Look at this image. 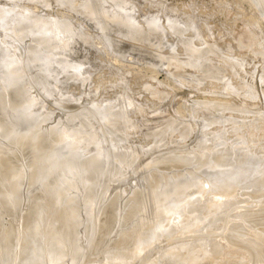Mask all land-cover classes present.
<instances>
[{
	"label": "bare ground",
	"instance_id": "bare-ground-1",
	"mask_svg": "<svg viewBox=\"0 0 264 264\" xmlns=\"http://www.w3.org/2000/svg\"><path fill=\"white\" fill-rule=\"evenodd\" d=\"M34 1H36L35 3L37 5H38L37 2H41V4H39V5H43V3H46L43 6L47 7V5H49V8L53 4H61L64 6H66L68 4H72V5H75L77 12L83 11L85 13V17L88 16V15H86V12L91 11V10L94 11V8H95L96 11H94V12L104 15L105 18L108 17L107 19H109V20L107 21V23H110V24L106 23V25H108V26L104 25V23L107 19L105 21L103 20L104 23H102L103 21L102 22L99 21L100 25L102 23V29H101V26H99V24L96 23V22H98V20L96 22L94 21V20H96V18L94 19V17H97V16L93 17V15L95 13L91 14L93 17V19L91 21L93 23L95 22L100 27L101 31L104 32V34L105 33H111L112 34L114 31L115 33L120 35V37L127 38L126 39L127 41H129L131 39L129 41L131 44L134 41H135L134 43L138 42L140 44L141 43L145 44L148 41H152V42H150V45H151V43H154V46H153V44H152V46L156 47V46H158L156 44V41H158V40H159V42L162 40L164 41L163 38L165 36V30H166L167 26H169L168 30H170V29H172V31L175 30L176 33H177V30H179V27H180V29H182V27H183L182 25L179 26L180 23H177L179 21H177L176 19H173V18H168L169 25H167L168 24L167 21H165L167 24L166 23L162 24V22H161L162 18L160 19V17L156 16V15L151 16L148 19V22L150 21L151 23L149 22L147 24H144L143 21L141 23V21L138 20L134 16V13L131 12V10L134 7V5L132 4L133 6L131 9V1L130 2L128 1L130 3V6H128L129 3L127 1L119 2L117 0H88L87 2H85L86 0H84V1L83 0H34ZM34 1H33V3H34ZM259 1H261V0H258V2ZM260 3L261 2H259V4ZM262 4H264V3H262ZM4 6L0 5V27L2 29H4L6 32H7V30L12 31V33H14L18 37V39L20 38L19 42L21 41V38H22V41L25 42V44H27V47H26V45H24V43H23L24 46H22L21 44H18L19 43V42H17L18 39H17V41L14 39L16 41V43L14 41H13V43H15L18 46L21 45L22 48L25 47V50H23L22 48L19 49V47L17 46L14 49V51L11 50L12 52H14V53H12V54H14V56L10 55L11 52H9L7 54V55H10V57L8 56L9 57L8 60H5V58H4L5 61H3V64H2V62H0L1 63L0 65H2L4 68V70L0 69V72H2V74L0 73V75L3 76V77H0L1 78L0 79V85H2L0 87V264H53L54 261L57 260L59 262L58 259L62 260V258L64 259V257L69 256L70 253L73 252V250L75 248H80L79 246L80 245L82 246V243H81L82 239L85 238V242H83V243H86V244L82 246V247H84L82 251H84V249H85L84 253L81 254L82 256L80 258H78V256H80V255L76 254V253H78L77 249H76V252L74 251L76 256H75V258H73L71 260L73 262L72 263L70 262V264H76V263L78 264L79 262H81L79 264H84L85 261L86 260L88 261L89 257H91L93 255V253L91 255V252H95L97 249H99V243H102V240H106L103 237L106 236L105 238H107V236L110 235L114 231L116 232V235H114V237H113L114 239L112 240V242L111 243L109 242L112 248L111 249L107 248L108 250L106 249V251H105V247H104L103 252L104 251H105V253L107 252L106 255H108L110 252L109 251V249H110L111 250L110 255L113 258H116L119 260L124 258L123 260H127V262H128L127 258L131 259V258H135L137 256H140L139 254L142 255V251H144L143 250L144 248L148 247V249H149V246H152V245L154 246L153 241L157 242V240H155V239L159 238L160 237L159 235L162 236L165 233H167V236L169 235L168 238L173 239V237H175V239L172 241V243H174V244H171V246H168L167 244H170L171 242H169V241H171L172 239L168 240L163 235V237L166 238V241L168 240L166 245L169 247L170 250L167 247H166L167 249H165V246H164V249L168 250L169 253L172 254V255H170L167 251V253L169 254V257L173 258V261L171 260L172 258L170 259L172 261V263L175 262L174 257L177 256V259H178V256L179 255L181 256V253H180L181 251L179 252V250L182 247L184 249L185 247H187L189 245V243H188V245H186L187 242H184L185 240L182 238L183 241L182 240L179 241L180 243L178 242V244H180L179 246H181V244L183 243L182 245H184V246L186 245V246L185 247L181 246V248L178 249V251H177L178 244H175L177 242H174V241L181 239V238L176 239V236L180 237L179 234H181V232H182V235L183 234L186 235L187 239L188 238L191 239V236L193 234L196 235V236H194L195 239L197 236H199L198 241L199 242L201 241V243H202L203 239H201L200 236L202 238L205 237L206 239L204 238V240H207L208 242L206 243L205 241H203V243L205 242L207 244V247L210 246V250H209V248L207 249L208 253L205 252V247H204L205 243L202 246V248L204 247L203 248L204 250L201 248V244L198 242L197 243L200 244V246L197 243L195 244V246L197 247V249L201 248L202 249L201 251L205 252L206 255L209 254L210 253L209 251H211V250H213V255L216 254L217 252L219 254H221L224 251H226V250H223V252H222V249L224 247H227L230 245V244H227V246H225V244L227 242L226 243L224 242V245H223L224 247L220 250V248L222 247L221 246L222 241L226 240V241H229V243L230 242L235 243L234 245L237 244L236 246H237L238 250L243 248L245 250V252L247 253V255H246L244 250L241 251L242 253H245L243 255L241 254L242 257L246 256L243 258L245 261H241V257H240V259H238L239 263L238 262H236V263H238V264L243 263L244 264L249 259V261H250L249 264H264V209H263V207H261V204L263 205V203L259 204L256 201L252 202L253 200H257L258 197L260 199L261 195H262V198L264 197L263 196V194H264V161L261 162V159L264 160V156H262L261 158L259 157L258 159H260L259 160L260 162L258 161V163H257L256 161L258 159L256 157H257V155L261 156V154L259 155V153H257L258 151L256 152L257 155H256V153H254V155L252 153L249 154L246 150L247 149L246 146H244L246 143H245L242 136H240L239 138L242 137L243 141L241 139H238V140L235 139V141H236L235 142L232 139L229 142V143H231L232 141L235 142L236 144H234V145L233 144H227V142H225L226 144L221 142L222 146L219 144L221 147L218 145L219 141H217L218 140L217 137H220L221 141H225L223 139L224 138L223 135L225 132L223 133V131H222L223 128L225 127L224 126L225 124L222 125L221 122H223L224 119L227 121V118L231 116V115L230 116L227 115L228 112L226 113V109H225V106L223 103H221L223 106L221 104L220 105L218 104L215 106V108L212 110V113H214V114H212V113L210 114V111H209L208 112L209 115L206 113V115H207L206 117L204 116V118H203V116H202V118H203L202 123L203 124L213 123L215 125L216 121H221V122H217L219 124L216 125L218 127L216 130H218L217 134H219V127L221 124L222 127H220V130H221L220 133L222 132L221 134H222L223 138H222V136H220L221 134L219 136L217 134H215L216 130H215V133L213 131L211 132V134H213V133L215 134V135H212V137H211V135H209L210 137H207L208 135L206 137L203 135H200L201 137L203 136V138L204 137L206 138L203 140L201 139L202 141L199 140L201 146L203 147V148H200L203 150V151L199 150V151H201L200 153H199V151H198V153L196 151L193 152L194 150H197L200 146L197 147V149H194L192 151H191V149H193V147L195 148L196 146L194 145L193 147H190V148L187 146L190 150L189 151L188 148L186 147V145H185V147L187 149H184L185 147L184 146H183L184 148L182 147L183 144L178 146V145L172 144V141L171 142L168 141L170 139L172 140V138L169 137V135L167 134L168 131L172 130V132H173L174 129L176 128V126H177V128H176L177 131L180 130V129H178V128H180V126L178 127V125H179V123L180 124L183 123V121L182 122H181V120L178 121L179 119L177 120L175 118L173 120L170 119L171 120L170 122L168 119L169 123L166 122L167 119H164V120H166L165 121L166 123H162L163 127H165L164 125L168 123V125L166 126L164 131L156 129V130H159L160 133L162 131L164 134L167 132L165 135H167V137L169 139H167V137H165L164 135L162 136V134H161L159 136H161L162 138L160 137V138L156 139L157 140L156 142H154L153 140L155 139V137H153V136H155L154 134H157V133H155L156 131H153V133L151 132V130L155 129L154 128V129L149 130L153 136L150 133H148L149 131L147 132V134L149 136L150 135L152 136L151 138H154V139H152L153 142H151V144H150L151 146H149V147H151V149L149 148V150H148L145 148L148 144V141H147V144H143V145H146L145 147L143 146V149H142V147L140 148L141 151H138L139 150L138 148L140 146H137V144L136 145L134 144L135 146H137V147H135L132 144L133 148L135 147V149L136 148L138 149L137 153L138 152L142 153V151L144 149H146V151H144V152H147V150L148 151L151 150L153 153V150H154L157 154L154 157L153 155H155V153H153V155H152V153L149 152V153H151L149 156H153V158L150 157L151 159H149V160L142 158L145 162V167H146L147 163H148V167H149V173H147L149 175V178L145 179L146 182L143 181V183L144 184L149 183V185H147L148 188L151 186L150 188L152 189L153 199H155V202H156L155 205H154V203L153 204L151 203L152 202V200H151L152 196H151V199H150V197H148V195L151 193V189H149L150 191L147 189V191H145V194H144V191H142V193H143L142 194V193H140L141 191L138 192V190H140V188H141V186L138 187L139 186L138 184L135 186H137V188H139V189L136 190L137 188L135 189L133 186L134 189H131V192L132 191L133 192L132 193L130 192V195L126 196L128 193H125V196H124V194H121L122 192H127V189H126V191L125 190L121 191V193H120L121 196L122 195L124 196V197H121L116 193L117 191L119 192V190H117L115 192L116 194L113 197L110 196L111 200L109 202L103 203V202H105L104 200H108V199L103 200L104 194L106 193V191H105L106 187H105V190L103 189L104 188L103 183H105V181H103V179L105 180V178H106V179H110V180L111 179L115 180V178H116L117 181H119L118 177H121L122 175H125L124 179H126L128 177L126 175L127 173H124V168H127L128 170L130 168V167L126 166V163H125V160H128L127 164L129 162L131 163V161H129V159L126 158L129 156V155L127 156L129 151L126 149L128 151L127 154H126V151H121V150H123V148L125 149V147L127 145L124 146V144H127V143L123 144L122 149L119 148L121 145L118 147V143L119 142L121 143L120 140L123 139L122 138L123 136L120 133L118 134L117 130L121 129L120 127L122 126L123 122L125 124V120L123 119L124 115H126L125 112H126V110H127L126 113L129 112L128 108L130 107V105H134L133 104L134 101L129 100L128 103H126L127 100L126 101H120V102L116 101L115 104L117 102H119L118 104H120L121 106L119 105L120 106L119 107L116 104V106H114V108L117 107L118 109L117 108L114 109V108L109 107L110 104L107 105V103H109L110 100H109V102L105 101L104 102V104L106 103L105 105H103V103H100V102H99V104H96L95 102H97V101L92 100V98H91V100H86V99L90 98L88 96H87L88 98L84 99L86 93L83 92L84 97L83 96H81V97H83V99L86 100V101L83 100V102H85V104H83V103L82 104L80 103L81 105L79 103L77 104L76 99H74V98L73 99L76 103L74 101H73L74 103H72V101H71L72 98L71 99L69 98L67 100V101H70V103L68 105L67 101H65L66 103L61 102L62 100L60 101V99H62L63 96H65L66 94L65 95L62 94L63 96H61L62 98H60L59 94L57 93L58 94L57 96H59V99H57L58 100L57 103L61 108L63 107L62 108L63 110L65 108L64 107L65 104H66L65 106L67 107V106H70L72 103L76 107L74 106L75 108H73L72 110L70 108H69L70 109L69 110L67 107V109L64 110V112H66V113H63V114L60 113L62 111L58 112V115L60 113L62 117H60V115H59V117H58V115L55 117L54 116L51 117V115L53 113L48 112V110H45L46 112H44L43 115L41 112H40V115H38L39 112H37V116H36L35 115L36 112H34V110L36 111V108L34 109L33 105L36 102L34 107H37V105H39L40 103L43 102V101L40 102V101H36V100L37 99L44 100L45 97L47 99V97L50 93L55 92L53 89L58 85L57 84L58 81L56 83L53 79L55 76L53 77V75H52V77H53L52 78L51 76L45 74L46 72H44V71L51 69V71L49 70L50 73L54 74V72H55L54 70L57 68V70H59V72L62 71L64 74H66V76L63 75V76H65L64 80L66 78L69 79L70 77H72V80H74L76 78L75 80H77V81H79L78 79L81 78V81H79V82H82V79H84V81L86 79V74L84 73L82 66L80 64H77L78 63L77 61H75L76 63H74L75 59L73 60L71 54L68 53V51H70L69 48L71 47L72 51H73L74 46H70L68 48L69 45H66V43L73 37L74 29H73L72 23L70 21L59 19L55 16H52L51 14L44 16L43 15L44 13L40 12L43 14L39 13V15H38V13L37 14L34 13L35 10L34 11L29 10L30 12L28 11V9L26 10V6L24 8L25 10H23L22 6L20 7L19 5L17 6V8L15 7L16 5L13 7L9 6V8L7 7L8 5L6 6V4ZM19 7L21 8V10L19 9ZM113 7H118V8H113ZM260 7H261V4H260ZM92 11L90 13H92ZM80 12H79V14H80ZM84 13L81 14L82 17L84 15ZM88 18H89V16H88ZM102 18L100 17L99 20ZM163 22H164V20H163ZM103 26L104 27L106 26L104 28V30L106 29L105 31H107V32H105L103 30ZM164 26H166V27H164ZM107 27H109L108 28L109 30L111 29L113 31L108 32ZM247 31L249 32V30H247ZM6 32H5V34H7ZM182 32H183V30L180 31V33H182ZM117 34L116 35L114 34V35L117 36ZM244 34H246V32ZM28 35L30 37H28V40L25 41V39H27V38H25V36L27 37ZM118 37L119 36H117V38ZM151 37H155V38H159V39L156 40L154 38L152 40ZM4 38H9V37H4ZM160 38L162 40H160ZM182 39H184V37ZM182 39H180V41ZM246 39H248V37ZM250 39L252 40L253 38L252 37L249 38V41H248L249 43H251ZM113 40H115V39H113ZM132 40H134V41H132ZM165 40H166V38H165ZM188 40H191V39H188ZM166 41H167V44L170 43L168 40H166ZM180 41L178 42L179 44H180ZM122 42H123V39H122ZM129 42H126V43H128V45H129L130 44ZM181 43L183 45L184 51L186 50L188 52L189 57L186 55L185 56L187 57V59L188 58L189 59L188 60L184 59V61L180 62V59H177L174 56V55H176V52H177V55L179 56L180 53L178 54V51L174 52V54H173V52H171L173 55H170L169 52L171 50V46L175 45L171 42L169 45L170 47L168 46L170 48L169 52L165 51L167 54L165 52L163 53V54H166L167 58H168L165 60H168V62L170 64H172L173 66L176 65L178 68H180L179 66H181V65H182L181 67H183L184 66L183 63L186 60L185 64L187 66L191 65V68L194 67L193 69H197V71H199V72L202 70L204 71L203 67H206V69H207V67H208V65L206 64L207 61H206V59H203V55L205 53H209V52L215 53L214 50L216 51V48L214 49L212 46H210V47L208 46L203 51H201L200 47L199 48H198V46H197V48L194 47V46H196V44H194V42L191 43L190 41H186L184 39V40H182ZM148 44H147V46H148ZM158 44H160L158 47H160L162 45H163V47L165 46L162 43H158ZM165 44H166V42H165ZM14 45H11V46H14ZM128 45L126 47H129ZM178 45H176V47ZM250 45H252V43ZM58 46H59L60 50L58 52H56L54 50V48H56ZM139 46H141V45H139ZM130 47H132V45ZM134 47H135V45H133L132 49ZM137 47H135V48H137ZM144 47H146V44ZM149 47L151 48V46H149ZM163 47H161L160 49L158 48L159 51H161L162 49H163L162 51H164V49L167 46L164 48ZM168 47L165 50H167ZM176 47L174 46L175 50H176ZM148 48H144V49L140 48L139 50H141V49L145 50L146 49L145 51H147ZM75 49L77 50V47H75ZM174 49H173V51H175ZM197 49H199V51ZM64 50H65V52L68 50L66 52L67 54H65ZM181 50L183 51V49H181ZM72 51H70V52H72ZM77 51L75 53H77ZM50 52H52L54 55H55V53L56 54L58 53L59 55H58V57L56 55L57 58H54L53 57L54 55L52 56V54H51L52 57H49V58H54V60L53 59L50 60L53 64H50V63L47 64L48 63L47 62L46 68H44L45 70L43 69V71L41 70V72H40L39 69L44 66L43 65L41 67V63L44 64L46 62V61L44 62V60L46 58L45 54L50 53ZM217 52H219V51H217ZM75 53H73V54H75ZM183 53L185 54L186 52H183ZM47 55L49 56V54H47ZM67 55H70L69 58H67ZM40 56L44 57V60L41 58L43 61L40 59ZM3 57H5V55ZM70 57L73 61L70 59ZM38 58L42 61L41 62L39 60L40 67H38V64H39L38 62H37L38 64H36L37 60L34 62V60L38 59ZM6 59H7V57H6ZM1 60H3V59H1ZM46 60L49 61L48 59H46ZM32 61L39 68L38 71L33 72L34 70H31L32 67L31 68L29 67V69H27L28 66L32 63ZM169 63H167V64L170 65ZM207 63H209V61ZM210 64H213V63L211 62ZM216 64H219V63H216ZM215 65L214 64L210 65L212 68L213 67L214 68L211 70V68L208 67L207 70L216 73V71H215L216 67L217 68L219 67V69H220L221 65L220 66L218 65L216 67H215ZM51 66L52 67L55 66V69L52 68ZM176 66H174V67L177 68ZM33 67L35 69L34 65H33ZM224 67H226V66L223 65L222 68H224ZM220 70H221V72L223 71L222 73H224V70H222V69H220ZM220 70H218V72ZM209 71H205V75H203V77L204 76L207 77L206 73ZM19 72H21V76H20V74H18ZM115 72H117V71H115ZM6 74H7L6 78L9 77L8 79H10L9 75H11V74H18L20 77L19 76H17L19 78L16 77L18 80L13 79V80H16L14 85L13 84L12 85H9V84L5 85V83L3 85V82H5L3 80L6 79V78L4 79V76ZM58 74H60V73H57L56 74L57 76L55 78L58 77ZM199 74L202 75L203 73H199ZM199 74H196V75L198 76ZM211 74L213 75V73H211ZM217 74H219V73H216L215 75L218 76ZM196 75L193 74L192 76L193 77L195 76L197 79L198 77ZM215 75L213 78L216 77ZM47 76H49L50 79H53L54 83L57 84V85L55 84V87L53 89L46 86L47 80L45 82H43L44 77L46 79ZM184 76H185V74H184ZM209 76L210 75H208V77ZM219 76H220V74H219ZM221 76H223V75L221 74ZM187 77H185V78H187ZM47 79H49V78H47ZM189 79L192 80L191 77ZM217 79H220V78L218 77ZM58 80H59V78H58ZM69 80H71V78ZM187 80L188 79H186V81ZM202 80L203 79H200V81H202ZM6 81H8V80H6ZM10 81L13 82L12 80H9V82ZM53 81H52V83H53ZM1 82H2V84H1ZM9 82H7V83H9ZM59 82H61V81H59ZM44 83L46 85H44ZM81 84L83 85V83H81ZM121 84H122V82H121ZM36 87H38V90H41L42 93L38 94L39 93L38 92L36 94V92L38 91L37 90L35 92ZM57 90L58 89L56 88V91ZM31 91H34L33 94L35 93L38 98H35L36 97L35 94H34V98L31 97V96H33V94H30ZM46 94H47V96H44ZM53 96H55V95L53 94L50 98L53 99ZM69 96H70V94H69ZM50 98L48 97V100H50ZM54 98H57V97H54ZM66 98H68V97H66ZM80 98L77 100H80ZM48 100L44 101L43 103L47 102ZM51 100L48 102H51ZM55 100L52 102H55ZM88 101L89 102L95 101V102L92 104L91 103L86 104ZM37 102L39 104H37ZM80 102H82V101L80 100ZM121 102H124V103H121ZM43 103H42V105H43ZM57 103L56 104L53 103V105L57 106ZM125 103L127 106H129L128 108H126ZM113 104L114 103L112 101L111 105H113ZM122 104H124L125 106L122 107ZM227 105H228V108L227 107L226 108L229 110V108H231V106H230V104H226V106ZM55 108H58V107H55ZM137 108H138V106H136V108H135L136 111H137ZM139 108H141V107L139 106ZM139 108H138V110L140 111ZM236 108H237V106H236ZM222 109L223 110L225 109V113L228 117L226 116V118H225L223 116L222 112H224V111L220 112V114H219V111H221ZM233 109L234 108L232 107V111H233ZM237 109H234V111L235 110L237 111ZM55 110L57 111V109H55ZM47 112L50 114H47ZM54 114L56 115L57 113H54ZM64 114H65V117H63ZM100 114H101V116H99L98 118L103 117V118H101L103 120L99 121V119H98V122H100V124L97 123L99 128H100V130L98 131V130L94 129L89 123H87V121L89 118H94V119L97 118V116ZM49 115H50V117H49ZM233 118H235V117H233ZM233 118L230 117L231 120H234ZM230 119L228 118V120H230ZM235 119H236V121H235L236 123L234 124L233 128L235 130L236 129L239 130L240 128H242L241 125H244V124H242L243 121L241 122V120H237V118H235ZM76 120H77V124L76 123L74 124L73 122L74 121L76 122ZM127 120L129 121L130 119H127ZM199 120L201 121V118ZM231 120H230V122H231ZM67 121H69L68 122L69 127H68V125L67 126L65 125V127H64V124ZM200 121H199V126H201ZM237 121H239L241 124L238 123ZM70 122H72L74 124V126H73L71 123L72 128L70 127V124H69ZM184 123L181 124V127L182 126L184 127ZM224 123H226V122L224 121ZM132 124H129L128 126H130V128H131ZM161 125H158V126L161 127ZM125 127H126V125H125ZM125 127L123 129H125ZM67 128H69L70 130L68 131ZM126 128H129V127H126ZM199 129L201 130L202 128H199ZM182 130H184L185 133H189V131H190L189 124H187V126L185 125L184 129H181V131ZM224 130H225V128H224ZM181 131H178L179 134L182 133ZM202 131L203 130L199 131V134H202ZM122 132L123 131L121 130V133ZM172 132H170V133H172ZM235 132L237 133L238 131H235ZM203 133H207V132L204 131ZM208 133L210 134V132H208ZM123 134H126V133L123 132ZM195 134H197L196 137L199 136L198 133H196V131H195ZM238 134H239V132H238ZM149 136H147V140H148ZM180 136L182 137L185 135L181 134ZM236 136H237V134H235V137ZM76 137H78V138H76ZM124 138L127 139L128 137L127 138L124 137ZM197 138L199 139V137H197ZM232 138H234V135ZM236 138H238V136ZM78 139H80V140H78ZM125 139L122 140V143L125 142ZM198 139H197V141H198ZM215 139H217V140L215 141ZM81 141L84 142L85 144H83ZM150 141H151V139H149V142ZM214 141L217 142V144H215ZM239 141H240V143L244 142L245 144H240V143L237 144ZM80 142H81V146H80ZM173 142L175 143V140H173ZM201 142H203V143H201ZM213 142H214V145H218V146H216L217 148L213 147L214 146ZM83 145L85 146L84 148H86L87 146L89 148L92 147L94 149L93 150L94 152L92 151L93 152L92 153L91 151H89V152H91V154L90 153L86 154L88 151L87 149H89V148L84 149V151H83V150H81V149H83V148H81ZM249 145L250 144H248V146ZM175 146H177L179 150H181V149H184V150L178 151ZM180 146L182 148H180ZM189 146H191V145H189ZM117 148H119V150ZM133 148L130 151L134 150ZM174 149H176V150H174ZM132 154H133V151L131 152V155ZM146 154L148 155V152L145 153L144 155L146 156ZM134 155H136V154L134 153ZM144 155L142 157H144ZM138 156L139 155H136L137 158H138ZM134 157L135 156H133V158ZM136 157L134 158L135 160L137 159ZM139 159H141L140 156H139ZM139 159L136 160V161H138V164H139ZM130 160H132V158ZM145 160L149 161V162H146ZM136 163L134 165H136ZM133 166H131L133 168L132 170L135 171L136 170L135 167L137 165L134 167ZM205 166L206 167L209 166V168H204ZM200 167L204 168L203 169L204 172L201 171L202 169ZM198 169H201V170L198 171ZM205 169H207V170H205ZM144 170H145V168H144ZM147 170H148V168H147ZM147 170H145V171L147 172ZM208 170H211V171L213 170L212 176L210 175L211 173ZM205 171L208 174L210 173L209 177H213L212 181L213 180L214 181H213V183H212V181L211 182L209 181L210 183H208V181H206L209 178V177H207L208 175L204 176V178L205 177L207 178L205 180V182L208 183L207 184L208 185L207 192L210 191L209 196H211V198H209V202H206V205H205V201H204V205L208 206V208L206 207V209H207L206 211L208 213H206L205 208H204V213H206V214H202L203 210L200 208H203V206L198 207V203H197L198 201H200V199H202V196H199V198H198L199 200H196L198 195H195V194H197L198 191L195 190L196 193L194 194V189H195L194 186L196 187L197 184H202V183H197L199 181L198 179L200 178V177H198L197 173L201 172L202 174L201 173H198V174L203 175V173H205ZM126 172H128V171H126ZM206 173L204 175H206ZM143 174H144V172H143ZM147 174H145V175L147 176ZM146 176H145V178H146ZM194 176H196V179L198 177V179H197L198 181L196 182V184L194 183V186H193L194 189H193V188H191V185H188V184L191 182L193 183V181L196 180ZM143 177H144V175H143ZM128 179H129V177H128ZM110 180H107V181H110ZM147 180H149L148 183H147ZM208 180H210V178ZM102 181H103V183H102ZM112 181H110V182H112ZM124 181H126V180H124ZM124 181H120V182L123 183ZM112 183H114V181ZM150 183H151V185H150ZM129 184L133 185L131 183H129ZM187 185H188V187H190L189 189H191L193 191V194L195 195L194 196L191 194L190 196H194L196 199L194 197H192L193 199H190L191 201L185 202L186 200H184V202L186 204L184 203V205L179 207V205H181V203L183 202L182 201L183 198H182V200H180L181 197L179 196L180 197L179 200L181 203L177 202V201L174 202V203H176V206L174 207L175 209L173 208L172 212L170 211L171 209L168 210V208H167L168 206L166 207V205H171V204L173 205V203H171V201H169L168 197L172 198V195H176L175 193H179V195H181L180 193H182V191L185 189V187ZM31 187H33L34 189H31ZM199 187H201V186H198V189L200 190ZM203 187H205V186H203V184H202L201 188H203ZM130 188H128V189L130 190ZM32 190H34V191H32ZM185 190H184V195L187 194V192H185ZM102 191L103 192L105 191V193L103 194ZM186 191H188V190H186ZM146 192L149 193V194L147 193L148 194L147 197L151 200L150 203L154 206V208L151 209L152 207L150 208L149 206H151V205L148 203L149 204L148 207L150 208V210H152V212H153V210L154 209L156 210V207H157V210L155 211V213H157L158 218L156 217V219H155V217L154 218L152 217L154 215V213L151 214L152 216L150 215L151 218L156 220L155 222H157V224H155L156 229L158 228L157 226H159L158 225L159 223L166 221L167 220L166 218H170V217H167L165 215L163 216V213L165 211L164 207H166V213L171 212V214H172L170 221L167 220L168 224H166V222H164L165 226L164 225L162 226L163 232H165V233L161 234L160 231H158L159 232V235H158V232L154 229V231L157 232V234H156L157 236H155V233L153 231V228H154L153 223H155V222L152 221L153 223L151 224L150 221L152 219L148 220L150 217H144V216H146L145 214L150 212L149 211L146 213L145 208L147 206L146 205L143 206V202L145 200H147V198L144 199V197H143V195L146 196ZM200 192H201V190H200ZM203 192H205V191H202V193ZM235 193L236 194L238 193L241 195L239 200H238L237 196H235L236 195ZM107 194L111 195L112 193L111 194L107 193ZM198 194H199V192H198ZM108 195L105 194V198L108 197ZM141 195H142L143 199L141 198ZM199 195H201V194H199ZM240 195H238V196H240ZM176 196H173V198H175L174 201L178 199V196H177V199H176ZM186 196H188L187 197V200H188V198L190 196L189 195H186ZM203 196H204V193H203ZM205 196L203 197V199L205 198ZM231 196H233V198ZM182 197H183V194H182ZM245 197H249L253 204L250 202L248 204V201L246 200ZM235 198H237V200H235ZM243 198H245L246 201ZM249 198H248V200H249ZM165 199H166V202L168 199V202H170V203L165 205L164 204ZM102 200H103V202H102ZM194 200H196V201H194ZM204 200H208V199L205 198ZM263 200H264V198H263ZM263 200H261V201L263 202ZM243 201L245 202V204ZM147 202L144 204H147ZM162 202L165 206L162 204ZM220 203H222V204H220ZM223 203L227 204L228 207L230 206L231 210L239 211L240 212L239 215L234 216V217L231 216L235 212H233V211L231 212V210H229L228 207H227L228 210L226 209L227 210L226 211L225 210L226 205H225V208H223V206H224ZM200 204L202 205L203 203L201 202ZM220 205H222L221 206L222 208L220 207ZM149 208H147V209H149ZM218 208H220L219 210L224 209L226 211V213H224L223 215L221 213V215H220L219 213L224 211V210H222L220 212L218 210L217 214L219 216L217 217L216 214H213V213H216V210ZM146 211H148V210H146ZM144 212H145V214H143ZM211 215L213 216V218L215 217L217 220L222 219V220H219V222L224 221V223H222L223 227L225 226L224 229L222 227V229L224 231L222 229H220L221 227L219 228L218 222L216 224L215 223L216 219L213 220ZM146 218H148V219H146ZM212 220H213V224L214 223L216 224V225L214 224L215 225L214 227H217V225H218L217 228L222 230L221 232L219 231L221 234V235H219V237L222 236L221 242L217 236L218 234H216V233H219L218 231L216 232L217 228L214 230L212 227L213 224H209ZM201 222H203V223H201ZM174 230L179 231L180 233L176 232V233H178V235L171 236L170 233L173 232ZM173 235H174V233H173ZM110 236H108V240L111 238ZM112 236H113V234H112ZM188 236H190V237H188ZM154 237H155V239H154ZM181 237H183V236H181ZM194 237H192V238L194 239ZM193 239H192V241H194ZM80 240H81V242H80ZM108 240H106V241H108ZM106 241H104V242H106ZM164 241L165 240L163 239V243H164ZM192 241H189V242L191 243ZM103 243H102V245H103ZM106 243H108V242H106ZM194 243H195V241H194ZM150 244H152V245H150ZM161 244L162 243H160L159 246ZM164 244H162V245H164ZM192 244H193V242H192ZM110 245H108V247H110ZM174 245L175 246L177 245V248H175ZM105 246H106V244H105ZM157 246L156 245L154 246L155 250L158 249L159 246L158 247ZM154 247H152V250L154 249ZM156 247H157V249H156ZM170 247H174V249L171 250ZM189 247H191L190 249L193 248L191 245L188 246V248ZM196 247H195V249H196ZM234 247L235 246H233V248ZM159 248L160 249L158 251H156V252H158V254L162 251L161 248H163V247H159ZM190 249H189V251H190ZM195 249H192V250H195ZM197 249L195 250V253H196L195 256L199 254ZM216 249H218V250H216ZM231 249H232V247H231ZM231 249L227 248L228 251ZM89 250H90L91 256L89 255ZM155 250L151 251V252L156 253ZM198 250H200V249H198ZM214 250L216 251L215 253H214ZM100 251H102L101 248H100ZM232 251H235V248ZM163 252H166V251L163 250ZM146 253H148V251ZM146 253H144V254H146ZM154 253L151 256L149 255L150 258L153 257L152 259H154L155 256L157 257V255H154ZM167 253H163V254L160 253L162 256L159 255V257H161V259L164 260L163 259L164 256L168 255ZM178 253H180V254H178ZM188 253L185 252V257H186V254L188 255V257H190L189 255L194 253V252L192 251L191 253H189V254ZM235 253H237V252H235ZM75 254H73V255H75ZM100 254H102V252H100L99 255ZM203 254L198 255V258L201 256V260L205 259V257L202 258ZM87 255H89L88 259L86 257ZM95 255H97V254H95ZM103 255H105V254H103ZM209 255L212 257V259H214V262L211 259V263H215L217 261V260L215 261V257L213 258V255L211 253ZM191 256L193 257L194 254ZM72 257L73 256H71V258ZM93 257H95V256L93 255ZM93 257H91V260L93 259ZM101 257H99L100 259H95V260L101 261V264H104V263H102L103 262L102 261L103 256L101 255ZM169 257H167V258H169ZM207 257H208L207 260H209L210 257L209 256H207ZM68 258H70V257H68ZM137 258L134 259V262L137 260ZM146 258L149 259V257H146ZM167 258L165 257V260L169 261ZM179 258H181V257H179ZM190 258H188V260ZM193 258L195 261L198 260L197 256L193 257ZM109 259L111 260V258H109ZM139 259L141 260L142 257L138 258V263L141 262V261H139ZM148 259H146L147 262H149ZM177 259H176V261H177ZM182 259L185 260L184 258H182ZM182 259H180L181 261L178 259L179 263L177 262V264H184V263H182V261H183ZM192 259L189 261V264L192 263V261H193V263L196 264V262ZM65 260L68 261L69 259H65ZM65 260L64 261L62 260L61 263H58V264H62V262H65ZM143 260L146 261L145 259H142V261ZM162 260H160V261H162ZM207 260H206V262H208ZM96 261H95V263L97 264ZM106 261L109 262V260H106ZM106 261H104V262H106ZM114 261L111 260L110 263H112ZM116 261L114 262V264H116ZM153 261H151V264ZM186 261H185V264L187 263ZM204 261L205 260H203L202 262H204ZM240 261H241V263H240ZM89 262L91 263V261H89ZM127 262L125 264H128ZM143 262L139 263V264H143ZM147 262H145V263H147ZM154 262H156V261H154ZM157 262H158V260H157ZM157 262L155 264H157ZM199 262H198V264L201 263V262L200 263ZM206 262H204V263H206ZM227 262L230 264L229 260L225 261L224 264H226ZM118 263L119 262L117 261V264ZM122 263L120 262L119 264H122ZM129 263L132 264L133 262L131 263V261H129ZM138 263L136 261V264H138ZM165 263H167V262H165ZM168 263L170 264V261ZM211 263L209 262V264H211ZM67 264H69V263H67ZM86 264H88V263H86ZM160 264H162V263H160ZM175 264H176V262H175ZM231 264H232V262H231Z\"/></svg>",
	"mask_w": 264,
	"mask_h": 264
},
{
	"label": "rangeland",
	"instance_id": "rangeland-1",
	"mask_svg": "<svg viewBox=\"0 0 264 264\" xmlns=\"http://www.w3.org/2000/svg\"><path fill=\"white\" fill-rule=\"evenodd\" d=\"M33 1L32 0H30V1L29 0H0V5L4 6L6 4V6L8 5L7 6L8 8H9V6H12L13 7L15 5H16L15 7L17 8V6L19 5L20 7L22 6L23 10H25L24 8L26 6V10L27 9H28V11L29 10L30 11H34L35 10L34 13H36V14L38 13V15H39L40 12H43L44 14L43 13H40V14H43L44 16L51 14L52 16H55V17H57L59 19H63V20L70 21L72 23V27L74 29V35L66 43V45H69L68 48L70 46H74L73 47L74 49H75V47H77V50L78 51L76 49L75 50L73 49V51H74L73 52L71 47H70L71 49L69 48V50L72 51V52H70L68 50L67 51H68V53L71 54L73 60L75 59L74 60V63H76L75 61H77L78 62L77 64H80L82 66L83 71L86 74L85 81H84V79H82V82H79V81H81V78L80 77H79L80 79H78L79 81L75 80L76 78L74 80H72V77H70L71 80H69L70 78L69 79L66 78L64 80V77L66 76V74H64L62 71L59 72V70H57V68L55 69V66L52 67L53 65L51 67L55 69V70L53 69L55 71V72L53 71L54 74L53 73H50L51 69H49L50 71L49 70L44 71V72H46L45 74H47V75H49L51 77H52V75H53V77L54 76L56 77L57 76L56 74L57 73H60V74H58V77L57 78H55V77L53 78L52 77L56 83L58 81V83H57L58 85L56 83H54L53 79H50L49 76H47V78H49V79H47V78L45 79V77H44V81H43V82H45L47 80L46 81V84L47 85L45 83H44V85L50 87L51 89H53L55 87V84L57 85L53 89L56 93L55 92H52V93H50L48 95V97L50 98L54 94L55 96H53V99L54 100L56 99V100H55V102H52L54 100L52 98H50V100L51 99L52 100H51V102H48V101H50V100H48V97H47V99L45 97L44 100L37 99L36 101H40V102L41 101L44 102L46 100H48V101L45 102V103L42 102L43 105H42V103L39 104L37 102V104H39V105H37V107H34L35 104H36V102H35V104L33 105V108L34 109L36 108V111L34 109L33 110H34V112H36V114L34 113L36 116H37V112H39L38 115H40V112L43 115L44 112H46L45 110H48V112H52L53 113L51 115V117L57 116L58 115V112H60V111H62V112H60L61 114L66 113V112H64V110H66L67 107H68V109L70 108L71 110L76 107L74 104H72V103L75 102L74 99H76L77 104L78 103L79 104L80 103L81 104L82 103L85 104V102H83V100L86 99V98H88V97H90L89 99H86V100H91V98H92V100H95L97 102H95V101L89 102L88 101L86 104H88V103L89 104L90 103L92 104L94 102L96 104H99V102H100V103H103V105L106 104V103L104 104L105 101H108L109 102V100H110L111 103L109 102V103H107V105L108 104L111 105L112 104V101H113L114 104L111 105V106L109 105V107H111V108H114V106H116V104L119 106L120 104H118V103L120 101H126L127 100L126 103H128L129 100H131V101L133 100L134 101L133 102L134 105H130V107L127 106L126 103H125L126 108L129 107L128 108V111L129 112L126 113L127 110L125 112V114L128 117L126 115H124V118L123 119L125 120V124L123 122L122 126L120 127L121 129L119 128L120 130H117L118 131V134L120 133L123 136L122 137L123 138L122 140L125 139L124 137H126V138L128 137L127 139H125V142H123V143H122V140H120L121 143L120 142L118 143V147L121 145L119 148L122 149L123 144L124 143H127V144H124V146L127 145L125 147V149L123 148V150H121V151H126V154L129 151V153L127 154V156L129 155L132 158V160H130L131 158L129 156L126 157L127 159H129V161H131V163L129 162L128 164H127L128 160H125L126 166H128L130 168H129V170L127 168H124V173H127L126 175L129 177V179H128L127 176H126L127 178L124 179L125 178V175H122L121 177H118V180L119 181H117L116 178H115V180L114 179H111L110 180V179H106V178H105V180L103 179V181H105V183H103V181H102L103 187H104L103 189L105 190V187H106V190H105L106 193H105V191L104 192L102 191V193L103 194L105 193L106 195H108L107 193H109V194L112 193L111 195H108V197H106V198H105V194H104L103 200L104 199H108V200H104L105 202H103V200H102L103 203L109 202L111 200V197H113L116 193L119 196H121V194H124V196H125V193H128L126 196L130 195L131 189H134V188L136 189L137 186H135V185H137V184L139 185L138 187L141 186L140 190H138L139 188L136 189V190H138V192L141 191L140 193H142V191H144V194H145V191H147V189L148 190L151 189L150 188L151 186L149 188L147 186V185H149L148 182H149L150 179L147 180V183L148 184H146V183L144 184L143 183V181L146 182L145 179H148L149 178V175L147 174V173H149V167H148V163H147V165L145 167V162H144V160L142 158L149 160V159L153 158V156L155 157L157 155L156 152L153 149L152 150H153V153H155V155H153V153H152L151 150L148 151L149 148L151 149V147H149V146H151L150 145L151 142H153V141L156 142L157 141L156 139H158V138L161 137L159 135L162 134V136L164 135L165 137H167V135H165L167 132L164 134L163 131L165 130V128L168 125V123L171 120H173L174 118L177 119V120L179 119L178 121H180V120H181V122L183 121V123L185 122L184 123V127H185V125L187 126V124H189L190 131H189V133H185L184 130L181 131V129H184V127L183 126H182L183 128L181 127V124H183V123H181V124L179 123L178 127L180 126V128H178V129H180V130H178V131H181L182 133L181 132L180 133L181 134H184L185 136H182V137L180 136L181 134H179V132L177 131V129H176L177 126H176V128L174 129L173 132H172V130L171 131H168L167 134L169 135V137L172 138V140L170 139L168 141H170V142L172 141V144L178 145V146L183 144L182 147L183 146L185 147V145H186V147L188 146L190 148V147H193L195 145L196 147L195 148L193 147V149H191V151L194 150V149H197V147L200 146L197 150H194L193 152L196 151L198 153L199 150L203 151L202 149H200V148H203V147L201 146L199 140L206 139L205 137L207 135H208L207 137H210L209 135H211V137H212V135L217 134V131L218 130H216V129L218 127L216 125L219 124L217 122H221V121H216V124L214 125L213 123H211V124H203L202 123V120H203L204 116L205 117L207 116L206 113L208 114V112L210 111V114H211L212 113V110L215 108V106L218 105V104L220 105L221 103L224 104L225 109H226V113L228 112L227 115H229V116L231 115L230 116L231 118L235 117V118H237V120H241V122L243 121L242 124H244V125H241L242 128H240L239 130H237V129L235 130L233 127H234V124L236 123L235 122L236 119L233 118L234 120H231L230 117H228L226 115L225 109L224 110L222 109L221 111H219V114H220V112L224 111V112H222L223 116L225 118L227 116L231 120L232 123L230 122V120H228V118H227V121L228 122L225 119H224V121L226 123H224V121L221 122L222 125L225 124L224 125L225 126L224 127L225 130H224V128L222 130L223 133L225 132L224 135H223L224 138H223V136L221 134L222 132L220 133V131H221L220 130V127H222L221 124H220V127H219V134H217V135L219 136L221 134L220 136H222V138L225 141H221L220 137H217L218 140L215 139V141L217 140V141L220 142V143L218 142V145L219 144L221 145V142L222 143L227 142V144H233L234 145V144H236L235 143L236 142L235 139L236 140H238V139H241L242 140V137H243L245 143L246 144L248 143L250 145L248 146V144L246 145L244 142L243 143H240L241 140L237 144H239V143L240 144H245L244 146H246V148H247L246 150H247V152L249 154L252 153L254 155V153H256L258 151L257 153H259V155L261 154V156H258L257 153H256V155H257L256 158L257 159L259 157L261 158L262 156H264V9H263L264 8V4H262V3H264V0L259 1V2H261L260 3L261 4V7H260V4H259L258 0L257 1L256 0H117L119 2H122V1H127V2L129 1L130 2L131 1V9H132V6L134 5V7L131 10V12L134 13V16L138 20H140L141 23H142V21H143L144 24L149 23L150 21L148 22V19L151 16H155V15L156 16H159L160 19L162 18L161 19L162 20L161 21L162 24L163 23H166L165 21H167L168 24L167 23L166 24L169 25L168 18H173V19H176L177 21H179L177 23H180L179 26L180 25L183 26V27L181 26L182 29H180V27H179V30H177V33H176L175 30H173V31H172V29L168 30L169 29L168 28L169 26L166 25L167 27L164 26V27H166L165 36L163 38L164 41L161 38H160V40H162L163 42L162 41L159 42V40L156 41V44L158 46L160 45L158 43H162V44L165 45L164 47H166V46L168 47L171 42L173 44H175V45H172L171 44L173 47L171 46V50H170V48H169L170 46H169L168 49H167L168 51L165 50L167 47L164 49V51H162L163 49L161 51H159V49L161 47H163V45L160 46V47H158V46L153 47L154 46V43H151V45H150V42H152V41L146 42L145 43L146 44V47H144L145 44H142V43L140 44L138 42H136L137 44L134 43L135 42L134 40H132L134 42H132V44H131L129 42L131 39L129 41H127L126 40L127 38L120 37V35H118L117 33H115L113 30H111V29L109 30L108 29L109 27H107L108 32L109 31L110 32L113 31V33L115 35L117 34V36H119L121 39L119 37L117 38V36H115L113 33L112 34L111 33H105L106 34L105 35L104 32L101 31V29H102V23H104V21L108 17L105 18L104 15H102L100 13H95L94 12V11H96L95 8H94V11L91 10L92 13H90L91 11H88L89 13L86 12V15L89 16V18H88V16L85 17V13L83 11H81V12L79 11L80 12V14H79V12H77V10L75 8V5H72V4H68L66 6L61 5V4H53L49 8V5H47V7L46 6H43L46 3H43V5H39V4H41V2H37L38 3V5H37L35 3L36 1H34V3H33ZM87 1L88 0H86L85 2H87ZM128 6H130V3H129ZM20 7H19V9L21 10ZM113 8H118V7H113ZM83 13H84V15L82 17L81 14H83ZM93 13L96 14V15L94 14L93 17L94 16H97L98 17V18L97 17H94V19L96 18V20H94V21L96 22L98 20V22H96V23L99 24V26H101V29H100V27L95 22L93 23L91 21L93 19V17H92L91 14H93ZM99 16L101 18L102 17L103 18L99 20V18H100ZM108 20L109 19H107L105 21L104 25H106V23H107ZM163 20H164V22H163ZM99 21H101V22L103 21L101 23V25H100V22ZM107 24H110V23H107ZM106 26H108V25H106ZM105 27L103 26V30H104ZM182 30H183V32L180 33V31H182ZM247 30H249V32ZM5 32L6 31L4 29H2V28L0 29V37H1L0 38V62H2V64H3V61L8 60V58L10 57V55L14 56V54H12L14 52H12V51H14V49L18 46V45L15 44L16 41H17V39H18V37L14 33H12V31H10V30H7V32H6L7 34H5ZM105 32H107V31H105ZM245 32H246L247 35L244 34ZM4 37H9V38H4ZM28 37H30V36L29 35L27 37L25 36V38H27V39L24 38L25 41L28 40ZM181 37L182 38L184 37V39L186 41H190L191 43L194 42V44H196V46H194V45L193 46L196 47V48H197V46H198V48L200 47L201 51H203L208 46L209 47L212 46L214 49L216 48V51L214 50L215 53H213V52L205 53L203 55V59H206L207 62L209 61V63H207L206 61L205 62L208 65V67L211 68V70L214 67L212 68L210 65H213V64L215 65L216 63H219V64H216L215 67L218 66V65L219 66L221 65L220 66V69L224 70V73H222L223 71L221 72V70L219 69V67L218 68L216 67V70L215 69L214 70L216 71V73H219L220 76H221V74L223 76L220 77L219 74H217L218 76H216L215 75L216 74L215 72H212V71L207 70L208 67H207V69H206V67H203L204 68V71L202 70L203 69L202 68L201 69L202 71L199 72V71H197V69H193L194 68L193 66H192L193 68H191V65L187 66L185 64L186 63V60L183 63L184 66H185V67L183 66L184 68L181 67L182 65L179 66L180 68H178L176 65H174V66L177 67V68H175L172 64H170L168 62V60H165V59H168L167 58V55H166L167 54L166 52H169V50H170V52H169L170 55H173L174 52H176V51H178V54L180 53L179 56L177 55V52H176V55H174L177 59H180V62L184 61V59H187L186 56H188V52L186 50L184 51L183 45L181 43L182 40H184V39H182ZM247 37H248V39H246ZM251 37L253 38L252 39L253 41L250 39L252 45H250L251 43L248 42L249 41V38H251ZM154 38L155 37H151L152 40ZM165 38H166V40H168L170 42L169 44H167V41L165 40ZM19 39H18L17 42H19ZM113 39H115V40H113ZM122 39H123V42H122ZM155 39L157 40L159 38H155ZM180 39H182V40L180 41ZM188 39H191V40H188ZM13 41L15 43H13ZM21 41H22V38H21ZM179 41H180V44L178 43ZM20 42L18 44H21L22 46L26 45V47H27V44H25V42H23V41L21 43ZM126 42H129L130 44L128 45V43H126ZM165 42H166V44H165ZM23 43H24V45H23ZM147 44H148V46H147ZM152 44H153V46H152ZM11 45H14V46H11ZM21 45L18 46L19 49L22 48ZM127 45L129 47H126ZM131 45H132V47H133V45H135V47L138 46L137 47L138 49L135 48V47L132 49V47H130ZM139 45H141V46H139ZM176 45H178V46L176 47ZM59 46L56 47V48H54V50L56 52H58L60 50ZM149 46H151L152 49ZM174 46L176 47V50L174 49ZM139 47L140 48H143V49L149 47L150 49L148 48L147 51H145L146 49L145 50H143V49L139 50L140 49ZM22 49L25 50V47L22 48ZM173 49L175 51H173ZM181 49H183V51ZM197 50L199 51V49H197ZM76 51H77V53H75ZM217 51H219V52H217ZM9 52H11V54L10 55H7ZM64 52H65V50H64ZM66 52H65V54H67ZM164 52L166 54H163ZM171 52H173V54ZM183 52H186V53L184 54ZM73 53H75V54H73ZM47 54H49V56ZM47 54H45V57H46L45 60H44V57H43L44 55L42 57L40 56V59L42 58L44 60V62L46 61L45 63L43 62L44 64L41 63V67L44 65L42 68H40V69L38 68V67H40V62H39L40 59L38 58V59H35L34 60V62L37 60L36 61V64L39 63L38 64V67L32 61V63H31L32 65L30 64L27 69H29V67L30 68L32 67L31 70H34L33 72L38 71V69L41 72V70L43 71V69L46 68V63L47 62H48L47 64H49V63L50 64H53L50 60L51 59L54 60V58H57L58 55H59L58 53L57 54L55 53V55H54L52 52L47 53ZM51 54H52V56L54 55L53 56L54 58H49V57H52ZM4 55H5V57H3ZM56 55H57V57H56ZM69 56L70 55H67V58H69ZM6 57H7V59H6ZM4 58H5V60H4ZM1 59H3V60H1ZM46 59H48L49 61H47ZM70 59H71V57H70ZM211 62L213 64H210ZM167 63H169L170 65H168ZM33 65L35 66V69H34ZM223 65L226 66V67L222 68ZM0 69L1 70H4V68H3L2 65H0ZM218 70H220V71L218 72ZM115 71H117V72H115ZM205 71H209V72L206 73V75H207V77H208V75H210L211 77L209 76L207 78L206 76H204L205 77L204 78L203 75H205ZM210 72L213 73V75ZM0 73L2 74V72H0ZM183 73L185 74V76H184ZM199 73H203V74L200 75ZM18 74H20V76H21V72H19ZM18 74H11V75H9L10 76V79H8L9 77L6 78V76H7V74H6L4 76V79L5 78L6 79L3 80V81H5V82H3V85H4V83H5V85L6 84H9V85H12L13 84L14 85L15 82H16V80H13V79L19 78L20 76ZM193 74H195V75L196 74H199L201 77L199 75L198 76L196 75L199 78V79L198 78L196 79L195 76L194 77L192 76ZM63 75H65V76H63ZM214 75L216 76L215 78H213ZM17 76H19V77H17ZM187 76L189 78L191 77L192 80H190ZM0 77H3V76L0 75ZM185 77H187V78H185ZM218 77L220 79H217ZM58 78H59V80H58ZM186 79H188V80L186 81ZM200 79H203V80L200 81ZM6 80H8V81H6ZM9 80H12L14 83L11 82V81L9 82ZM51 80L53 81V83H52ZM59 81H61V82H59ZM7 82H9V83H7ZM121 82H122L123 85L121 84ZM79 83L80 84L83 83V85L82 84L80 85ZM1 84H2V82H1ZM1 86L2 85H0V87ZM56 88L58 89L57 91H56ZM37 90H38V87H36L35 92ZM31 92H30V94H33L34 91H31ZM83 92L86 93L85 94V97H84V93ZM37 93L40 94V93H42V91L41 90H38L36 92V94ZM57 93L59 94L60 98H62L61 97V96H63L62 94H64V95L66 94L65 96L68 97V98H66L65 96H63V98L64 97L65 98L64 99L63 98L60 99V101L62 100L61 102H63V103H66L65 101H67L69 98L70 99L72 98L71 105L66 107L65 106L66 104H65L64 105L65 108L63 110L62 109L63 107L61 108L58 105V103H57V101H58L57 99H59V96H57L58 95ZM34 94L31 97L34 98ZM36 94H35V96H36ZM69 94H70V96H69ZM44 96H47V94L44 95ZM81 96H83L84 99ZM54 97H57V98H54ZM35 98H38V97L36 96ZM79 98H80V100L82 102H80V100H77ZM86 100H84V101H86ZM116 101H119V102H117L115 104ZM67 102H68V105H69L70 101H67ZM53 103L54 104L57 103V106L56 105L54 106ZM121 103H124V102H121ZM226 104H230L231 108H229V110L227 109L228 108V105L226 106ZM125 105L122 104V107L125 106ZM136 106H138V108H139V106L141 107V108H139L140 111L138 110V108H137V111H136V109H135ZM236 106H237L238 109L236 108ZM55 107H58V108L60 107V108L58 109V108H55ZM232 107L234 109H237V111L236 110L234 111V109H233V111H234L233 112L232 111ZM116 108L117 107H115L114 109H116ZM55 109H57V111ZM48 112H47V114H50ZM54 113H57V114L55 115ZM60 113H59V115H60V117H62ZM212 114H214V113H212ZM59 115H58V117H59ZM99 116H101V114L98 115L97 118H95V119L94 118H89L88 121H87V123H89L94 129H96L98 131L100 130V128H99V126L97 124V123L100 124V122H98V119H99V121L100 120L101 121L103 120V119H101L103 117L98 118ZM202 116H203V118H202ZM49 117H50V115H49ZM63 117H65V114H64ZM200 118H201V121L199 120ZM127 119H130V120L128 121ZM164 119H167V121L164 120ZM168 119H169V122H168ZM165 121L168 122V123L164 125L165 127H163V124L162 123H166ZM199 121H200L201 126H199ZM68 122L69 121L66 122L67 124L66 123L64 124V127H65V125L66 126L68 125ZM237 122L240 123L239 121H237ZM71 123L72 122L69 123L70 124V127L72 125L74 126L75 123L77 124V120H76V122L75 121L73 122L74 124L72 123V125H71ZM129 124H132L131 125V128H130V126H128ZM125 125H126V127H129V128H126ZM158 125H161L162 128L160 126H158ZM68 127H69V125H68ZM124 127H125V129H123ZM199 128H202L201 129V130H203L202 131V134H199V131H201ZM67 129H68V131L70 130L69 128H67ZM151 129H154V130H151ZM156 129L163 130V131L160 133L159 130H156ZM121 130L123 132H125L126 134H123V132L121 133ZM149 130H151L152 133H153V131H156L155 133H157V134H154L155 136H153L152 133ZM215 130H216V133H215ZM234 130L235 131H238L239 134H238V132L236 133ZM195 131H196V133H198L199 136H197V137H199V139L196 137L197 134H195ZM204 131L207 132V133L210 132V134L209 133L208 134L207 133H203ZM212 131L215 134L214 133L211 134ZM147 132L150 133L153 137H155V139L154 138H151L152 136L151 135L149 136L147 134ZM170 132H172V133H170ZM235 134H237L238 138H236L237 136L235 137ZM200 135H203L205 137L203 138V136L201 137ZM233 135H234V138H232ZM147 136H149L148 140H147ZM240 136H242V137L239 138ZM76 138H78V137H76ZM149 139H151L150 142H149ZM152 139H154V140L152 141ZM167 139H169V138L167 137ZM197 139H198V141H197ZM232 139L235 142L232 141L231 143H229ZM78 140H80V139H78ZM173 140H175V143L176 144L173 142ZM147 141H148V144H147ZM81 142H80V146H81ZM214 142H213V145H214ZM82 143L85 144L84 142H82ZM201 143H203V142H201ZM132 144L133 145L134 144L135 145L137 144V146H140L138 148L139 150L137 148L135 149V147H137L135 145H134L135 147L133 148V145ZM143 144H147V146L146 145H143ZM215 144H217V142H215ZM189 145H191V146H189ZM218 145H214L213 147L217 148L216 146H218ZM143 146L144 147L146 146L145 148L148 149L147 150L148 155L146 154L147 157L144 155L145 153H147V152H144V151H146V149H144L142 151L143 154L140 153V152L137 153V150L138 151H141L140 148L142 147V149H143ZM84 147L85 146L83 145L81 147L83 149H81V148L80 149L84 151V149L89 148L88 146L86 148H84ZM175 147L177 148L178 151H183L184 149H187L188 148V147L187 148L186 147L185 148L183 147L184 149L179 150L177 146H175ZM182 147L180 146V148H182ZM119 148H117V149L119 150ZM132 148L135 150V151L132 150L133 151V154L132 155L135 156V157H136V155H139L140 158L142 159V160L139 159V156H138V158L136 157L137 159H139V164H138V161H136L137 159L135 160L134 159L135 157L133 158V156L131 155V152L132 151H130V150ZM189 148H188V150H189ZM87 150L88 151H87L86 154H89V153L91 154V152L94 149L91 147V148H89ZM174 150H176V149H174ZM89 151H91V152H89ZM201 151H199V153ZM149 152H151L153 156H149L151 154ZM134 153L136 155H134ZM143 155H144V157H142ZM259 160L260 159H258L256 162L258 163ZM262 161H264V160L261 159V162ZM134 162L135 163L137 162L136 165L138 167L136 165H134L135 164ZM146 162H149V161H146ZM133 165L137 167V168L135 167V169H136V170L134 169L135 171L132 170L133 168L131 166H133ZM202 167H200L202 170L201 169H198V171L201 170L202 172H204L203 171L204 168H209V166L208 167L205 166L204 168H202ZM144 168H145V170H147V168H148L147 172L144 170ZM205 170H207V169H205ZM126 171H128V172H126ZM208 171L211 173V174L210 173L209 174L212 176L213 170L212 171L211 170H208ZM143 172H144V174H143ZM198 173H201V172H198ZM198 173H197V175L200 178L198 179V177H197V179L199 181L196 179V176H194L196 180H194L193 183L192 182L189 183L188 185H191V188H193L194 183L196 184L197 181H198L197 183H202L203 186H205V187H203L204 189L201 188L202 187V184H197L198 186H201V187H199L200 190H201V192L198 189V186L197 185H196V187L194 186L195 189L193 188L194 189V194L196 193L195 190H197L199 192V194H201V195H199L198 192H197V194H195V195H198L197 196V199H196L194 197L195 195L193 194V191L191 189H189L190 187H188V185H187L185 187V189L188 190V191H186L184 189L185 192H187V194L186 193L185 194L186 195H189V196L192 194L194 196H190L191 198L189 197L188 200H187V197L188 196L184 195V190L182 191V193H180L181 195H179V193H175L176 195L178 194L177 195L178 196V199H177V196L176 195H172V198L171 197L170 198L168 197L169 201H171V203H173V205L171 204L173 207L171 205H166V204H168L170 202H168V199H167V202H166V199H165L164 204L166 205V207L168 206L167 207L168 210L171 209L170 211L172 212V209L176 206V203H174V202H176V201L177 202H180V200H182V198H183V200H182L183 202L182 203L180 202L181 205L178 204L179 207H181L182 205H184L185 202L191 201L190 199H193L192 197H194L196 200H199L198 199L199 196H202V199H203V197L206 195L205 198H207L208 200H204L205 198L203 200L200 199V201H198L197 203H198V207H202L203 206V208H200V209L203 210V213L202 214L208 213L206 211L207 210L206 207L208 208V206H205V205H206V202H209V198H211V196H209V194H210L209 192L210 191L207 192V189H208V185L207 184L212 181V178L213 177H209V174L206 173V171H205L206 175H204L205 173H203V175H201L202 173L201 174H198ZM145 174H147L148 177ZM143 175H144V177H143ZM145 176H146V178H145ZM204 176L209 177L210 180H208L209 178L208 179L206 177L204 178ZM107 180H110V181L113 180L114 183H112L113 181L110 182V181H107ZM124 180H126V181H124ZM205 180L208 181V183H206ZM120 181H124V182L121 183ZM213 181H212V183H213ZM129 183H131L133 185H130ZM150 185H151V183H150ZM133 186H134V188H133ZM128 188H130V190ZM31 189H34V188L31 187ZM126 189H127V192H122L121 193V191H124V190L126 191ZM117 190H119V192ZM32 191H34V190H32ZM202 191H205V192H203L204 193V196H203ZM147 193L148 192H146V196L143 195V197H144V199L147 198V200H145V201L146 202L148 201V202H147V204H144L146 202L143 200L144 201L143 202V206H145V205L147 206L145 209L148 210V211H146L144 209L146 213L149 212V211L151 213L149 212V213L145 214V212H144L143 214L146 215L144 217H150L149 219L146 218V219L150 220V219H152L151 218V216H152L151 214L154 213L155 216L153 215L152 217L153 218L155 217V219H156V217L158 218L157 213H155V211L157 210V207H156V210L155 209L153 210V212H152V210H150L151 207H152L151 209L154 208V206L152 204L154 203V205H155V203H156L155 202V199H153L152 189H151V193L150 194L148 193L150 196ZM182 194H183V197H182ZM147 195H148V197H150V199H151V196H152V199H151L152 202L147 197ZM238 195H240V194L237 193L235 196H237V198L239 200V198L241 197V195L240 196H238ZM124 196L122 195L121 197H124ZM173 196H176V199L177 200L174 201L175 198H173ZM233 196H231V197L233 198ZM263 196H264V194H263ZM260 197L262 198V195ZM141 198H142V195H141ZM179 198H180V200H179ZM237 198H235V200H237ZM245 198L248 201V204H249V202L252 203L254 201L258 202L259 204L263 203V205L261 204V207H263V209H264V200H263L264 197L262 199L261 198L259 199V197H258V199H257L258 201L257 200H253L252 202H251V199L249 197H245ZM245 198H243V199L245 200ZM248 198H249V200H248ZM184 200H186V201L184 202ZM196 200H194V201H196ZM261 200H263V202ZM204 201H205V205H204ZM199 202L200 203L202 202L203 204L201 205ZM148 203L151 206H149ZM162 204H163V202H162ZM220 204H222V203H220ZM244 204H245V202H244ZM225 205H226V208H225ZM221 206L222 205H220V207ZM166 207H164L165 208V211L163 213V216L165 215V216L171 218L172 214H171V212H169L171 215L168 212L166 213ZM227 207H228V205L227 204H224L223 208H225V210L226 209L228 210V208H229V210H231L230 209V206L228 208ZM147 208H149V209H147ZM204 208H205L206 213H204ZM219 209L220 208H218L216 210V213H213V214H216L217 217L219 216L217 214V211ZM222 210H224V209L219 210V212L222 211ZM225 210L222 211V212H220V213L218 212V213L220 215L222 213V215H223L227 211V210L226 211ZM232 211L233 210H231V212ZM233 212H235L233 215H231L232 213L230 214L233 217L239 215V213H240L239 211H233ZM170 218H166V219L170 221ZM212 218H213V216H212ZM215 219L216 218L214 217L213 220H215ZM167 220L164 221V222H166V224H168L167 223L168 222ZM213 220L209 224H213ZM219 220H222V219H218V220L216 219L215 223L217 224V222H218L219 228L221 227L220 229H222V227H223V224L222 223H224V221L219 222ZM152 221L155 222L156 220L152 219L150 221L151 224L153 223ZM164 222L159 223L158 224L159 226H157L158 227L157 229L155 228L156 227L155 224H157V222L153 223L154 224L153 231L155 229L157 232L160 231L161 234L165 233V232H163V227H162L164 225ZM201 223H203V222H201ZM214 224H213V226L212 225L211 226L215 230L218 227V225H217V227H214L216 225V224L215 225ZM219 228L216 229V232L217 231L218 232L219 231L221 232L225 228V226L223 227L222 230H220ZM156 231H154L155 236H157L156 235L157 234ZM176 232L180 233L179 231L174 230L173 232L170 233V235L171 236L178 235V233H176ZM220 232L219 233H216V234H218L217 236H218V238H219V240L221 242L222 241L221 240V237L222 236L219 237V235H221ZM173 233H174V235H173ZM112 234H113V236H112ZM110 235H108V236H110L112 239L109 237L110 239L108 240V236H107V238H105L106 237L105 236L103 238L106 239V240H108V241L102 240V243L104 241H106L108 243L104 242L103 243L104 246L102 245V243H99V249H97L95 252H91V255L93 253V255L96 258L93 257V255L92 256L90 255V250H89V255L91 257H93V259L91 260V257H89V255H87L86 257H87V259L89 257V259H88V261L86 260L84 264H86V263H88V264H93V263L96 264L95 263V261H96L95 259H100L99 257H101V255L103 256V260L102 259L101 260L103 261L102 263H104V264H107V263L108 264H114V262L116 260L119 263L120 262L122 263L124 261L122 264H125L127 262V260H123L124 258L121 259L122 260L121 261L119 259L113 258L110 255L111 254L110 253L111 252L110 249L112 248L111 245H110V243L114 239L113 237H114V235H116V232L114 231ZM158 235H159V232H158ZM163 235L168 240L169 239L170 240L172 239V238H168L169 235L167 236V233H165ZM163 235L162 236L159 235L161 237V238L159 237L160 239L159 238H156L155 239V237H154V239L157 240V242L153 241L154 246L155 245L156 246L157 245L159 246L160 243H162V244L165 243L164 245L161 244L159 246V247H163V248H161L162 251L161 252L159 251L162 254L163 253H167L168 250H165V249H167V248L169 249L168 246H171V244H174V243H172V241L175 239V237H173V239L171 241H169L171 243L170 244H167V241L168 240L166 241V238H164ZM179 235H180V237L176 236V239H178V238H181V239L175 240L174 242H177L175 244H178V242L181 241L182 238H183L185 240L184 242H187L186 245H188V243H189L188 246L191 245L193 247L192 249H195V247H196L195 244L197 242L201 244V248H202V246L204 245L205 242L206 243L208 242L207 240H204L205 237L202 238L200 236V238L203 239V241H205L204 243L202 241V243H203L202 244L201 241L200 242L198 241L199 240V236H197L198 238L196 237V239H195L194 236H196V235H194V234L191 236V239L190 238L187 239V236L184 235V234L182 235V232ZM181 236H183V237H181ZM188 237H190V236H188ZM192 237H194V239ZM162 238L165 240L164 243H163V239ZM192 239L195 241V243H194V241H192ZM189 241H192L193 244H192V242L190 243ZM80 242H81V240H80ZM83 242H85V238L82 239V242H81L82 243V246L86 244V243H83ZM224 242L225 243L227 242L225 244V246H227V244H230L231 246L229 245L227 247H224L223 246L224 245ZM206 243H205V246L204 247H205V252L208 253V250L207 249L209 248V250H210V246L207 247V244ZM222 243H221V246L222 247L220 248V250L223 247L224 248L222 249V252H223V250H226L223 253L219 254L217 252L216 253L217 255L216 254L213 255V250L209 251L213 255V258L215 257V261L217 260L216 261L217 263L216 262L215 263H211L212 257L209 255L210 253L206 255L205 252H202L201 251L204 247L202 249L201 248H198L200 250H198L197 247H196V249H197V251L199 253V254L198 253L197 254L198 255H202L204 253L203 256H202V258L205 257V259H202L201 260V256L199 257L200 258L199 259L198 258V255H196L197 256V259H198L197 261H195L194 258H193V257H196L195 256V254H196L195 253V250L196 249L195 250H192V249H190L191 247H189V248H188V246L185 247L186 245L185 246L182 245L183 243L181 244V246H184L185 247L184 249H183V247L181 248V246H179L180 244H178V248H177V245L176 246L174 245V247L177 248V251H178V249L181 248L179 250V252L181 251L180 252L181 253V256L179 255L178 256V259L180 260V259L184 258L185 260L182 259L183 260L182 263H184V264H185V261L186 260H187L186 261L187 262L186 264H189V261L192 258H193L192 260H194L196 262V264H198L199 261L203 264L208 259L207 256L210 257L209 258L210 261L207 260L208 262H206L204 264H207V263L209 264V262L211 264H224V262L225 261H228V260L230 261V264H231V262H232V264L233 263L234 264H238L239 263L238 262L239 261L238 259H240V257H241V261H245L243 258L246 257V256H243L242 257V255L245 254L246 252H245V250L243 248H241L242 250L241 249L238 250V248L236 246L237 244L234 245L235 243H231V242L229 243V241H226V240L225 241H222ZM105 244H106V246H105ZM152 244H150V245H152ZM200 244H198V245L200 246ZM108 245H110V247H108ZM82 246L81 245L79 246L81 249L80 248H75L73 250V252L70 253V255L72 254L71 256H73L72 258H71L70 255L67 256V257H64V259L62 258L63 261L65 259H69L68 261L65 260V262H62V264L63 263L64 264H67V263L70 264V262L72 263L73 261H71V260L73 258H75L76 254L80 255V256L77 255L78 258H80L82 256L81 254L84 253V251H85V249H84V251H82L83 248H84ZM154 246L153 245L152 246H149V249H148V247L147 248H144L143 249L144 251H142V255L143 256L141 254H139L140 256H137L138 258H141L142 257V259H145V260L148 259L146 257H149V259H148L149 262H147V260L146 261L143 260L144 261L143 262L142 259L141 260L139 259V261H141L139 263H142L143 262V264H147V263L148 264H151V261L154 260V261L157 262V260H158L157 264H160V263L164 264L165 262L168 263L169 261H170V264H171L172 261H173V258L172 257H169V254H170L169 251H168L169 254L167 253L168 254L167 256L164 254L165 255L164 258L162 257L164 260H162L161 257H159V255L160 256H162V255L160 253L158 254V252H156L160 248L157 246L158 249L156 247L157 250H155V247ZM164 246H165V249H164ZM233 246H235L234 247L235 248V251H232V250H234ZM104 247H105V251H106L107 248H110L109 249L110 252L108 251L109 252V254H108L109 256L106 255L107 252L106 253H105V251L103 252ZM152 247H154L153 250H152ZM174 247H170L171 250L174 249ZM231 247H232V249H231ZM100 248L102 249V251H100ZM227 248H230L231 250L228 251ZM76 249H77V252L78 253L75 254ZM189 249H190L191 252L192 251L194 252V253H192V254L189 255L191 258L188 257L187 254H186V257H185V252L186 253H188V252L191 253L189 251ZM154 250H155L156 253L151 252V251H154ZM163 250L166 251V252H163ZM216 250H218V249H216ZM243 250H244L245 253H242L241 252ZM147 251H148V253H146ZM98 252L99 253L102 252V254L99 255ZM215 252L216 251L214 250V253ZM235 252H237V253H235ZM144 253H146V254H144ZM153 253H154V255H157L158 258L156 256L154 257V259H152L153 257L150 258V256ZM180 253H178V254H180ZM73 254H75V255H73ZM95 254H97L98 256L95 255ZM103 254H105V255H103ZM193 254H194V256L192 257L191 255H193ZM170 255H172V254H170ZM246 255H247V253H246ZM68 257H70V258H68ZM137 257L131 258V259L127 258L128 259V262L127 263L130 264L129 261H131V263L133 262L132 264H136V261L138 263V258ZM165 257L166 258L169 257V258H167L169 261H166L165 260ZM179 257H181V258H179ZM109 258H111V260H113V261L115 259L116 260L114 262L110 263L111 260ZM136 258H137V260L134 262V259H136ZM188 258H190V259L188 260ZM176 259H177V256L174 257V260H175V262L177 264V262L179 263V261H178V259L176 261ZM58 260H59V262L56 260V261L53 262V264L54 263L55 264L61 263L62 260L61 259H58ZM106 260H109V262L106 261ZM160 260H162V261H160ZM203 260H205V261L202 262ZM89 261H91V263ZM104 261H106L107 263L104 262ZM117 261H116V264H117ZM154 261L152 262V264L153 263L154 264L156 263ZM212 261L214 262V259H212ZM241 261H240V263H241ZM96 262H97V264H101V261H98L97 260ZM145 262H147V263H145ZM175 262H173L172 264H175ZM236 262H238V263H236ZM79 263H81V262H79ZM167 263H165V264H167ZM192 263H193V261H192ZM192 263H190V264H192ZM246 263L247 264L250 263L249 259L244 264H246ZM193 264H195V263H193ZM226 264H229V263L227 262ZM241 264H243V263H241Z\"/></svg>",
	"mask_w": 264,
	"mask_h": 264
}]
</instances>
